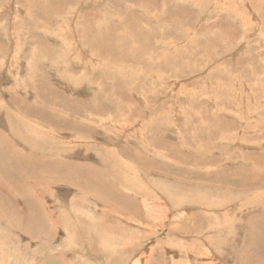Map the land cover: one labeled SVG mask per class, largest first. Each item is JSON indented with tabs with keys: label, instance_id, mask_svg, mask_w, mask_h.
<instances>
[{
	"label": "rangeland",
	"instance_id": "374dc122",
	"mask_svg": "<svg viewBox=\"0 0 264 264\" xmlns=\"http://www.w3.org/2000/svg\"><path fill=\"white\" fill-rule=\"evenodd\" d=\"M0 145V264H264V0H0Z\"/></svg>",
	"mask_w": 264,
	"mask_h": 264
},
{
	"label": "bare ground",
	"instance_id": "6f19581e",
	"mask_svg": "<svg viewBox=\"0 0 264 264\" xmlns=\"http://www.w3.org/2000/svg\"><path fill=\"white\" fill-rule=\"evenodd\" d=\"M86 36H87V35H86ZM102 43H103V42H102ZM105 46H106V45H105ZM27 108H28V107H27ZM38 110H39V109H38ZM30 111H31V110H30ZM36 111H37V110H36ZM26 112H27V111H26ZM28 113H29V112H28ZM33 113H34V112H33ZM40 115H42V114H40ZM32 116H34V115L32 114ZM35 116H36V115H35ZM41 117L43 118V116H41ZM39 130H40V129H39ZM40 132H42V131L40 130ZM43 132H44V131H43ZM44 133H45V132H44ZM12 137H13V136H12ZM12 137H11V138H12ZM6 142H7V141H6ZM14 143H15V142H14ZM10 145H11V144H10ZM0 146H1V145H0ZM10 147H11V146H10ZM65 147H66V145H65ZM2 149H4V148H2ZM4 150H5V149H4ZM13 151H14V150H13ZM0 152H1V151H0ZM3 152H4V151H3ZM3 152H2V153H3ZM11 152H12V151H11ZM14 152H15V151H14ZM4 153H6V152H4ZM4 153H3V154H4ZM16 153H17V151H16ZM6 154H7V153H6ZM9 154H10V153H9ZM11 154H12V153H11ZM11 154H10V155H11ZM53 154H55V153L53 152ZM60 154H61V153H60ZM4 155H5V154H4ZM15 155H16V154H15ZM15 155H14V156H15ZM56 155H57V154H56ZM56 155H55V156H56ZM7 156H9V155H7ZM9 157H10V156H9ZM16 159H17V158H16ZM59 159H60V158H59ZM11 160H12V159H11ZM18 160H19V162L21 161L20 159H18ZM18 160H17V161H18ZM25 160H26V157H25ZM55 160H57V158H56ZM55 160H54V161H55ZM65 160H66V159H65ZM68 160H69V159H68ZM22 161H23V160H22ZM22 161H21V162H22ZM34 161H35V160H34ZM44 161H45V160H44ZM54 161H53V162H54ZM21 162H20V163H21ZM30 162H31V160H30ZM40 162H42V161H40ZM40 162H38V163H40ZM59 162H60V161H59ZM31 163H33V159H32V162H31ZM34 163H35V162H34ZM42 163H43V162H42ZM42 163H40V164H42ZM44 163H45V162H44ZM44 163H43V165H44ZM62 163H63V162H62ZM23 164H24V163H23ZM56 164H57V163H56ZM25 165H26V164H25ZM33 165H34V164H33ZM62 165H63V164H62ZM62 165H60V166H62ZM22 166H23V165H22ZM22 166H21V167H22ZM40 166H41V165H40ZM45 166H46V165H45ZM47 166H49V164H48ZM24 167H25V166H24ZM28 167H32V166H28ZM33 167H34V166H33ZM35 167H36V166H35ZM37 167H39V166L37 165ZM37 167H36V168H37ZM52 167H53V166H52ZM57 167H58V166H57ZM57 167H56V168H57ZM40 168H41V167H40ZM40 168H39V169H40ZM26 169H28V168H26ZM41 169H42V168H41ZM66 169H67V167H66ZM68 169H69V168H68ZM78 169H79V168H78ZM33 170H34V169H33ZM59 170H62V167L59 168ZM63 170H64V169H63ZM73 170H74V169H73ZM35 171H37V170L35 169ZM40 171H42V170H40ZM47 171L49 172V170H47ZM71 171H72V170H71ZM74 171H75V170H74ZM79 171H80V170H79ZM37 172H38V171H37ZM84 172H85V171H83V173H84ZM67 173H68V172H67ZM83 173H82V174H83ZM38 174L40 175V173H38ZM60 174H61V171L59 172V175H60ZM64 174H65V173H64ZM68 174H69V173H68ZM47 175H48V174H47ZM51 175H52V174H51ZM56 175H57V174H56ZM62 175H63V174H62ZM71 175H74V174H71ZM71 175H70V176H71ZM88 175H90V174H88ZM45 176H46V175H45ZM48 176H49V175H48ZM43 177H44V176H43ZM43 177H42V178H43ZM52 177H53V176H52ZM72 177H73V176H72ZM74 177H76V174H75ZM74 177H73V178H74ZM90 177H91V176H90ZM44 178H46V177H44ZM48 178H49V177H48ZM79 178H80V177H79ZM46 179H47V178H46ZM55 179H56V177H55ZM90 179H91V178H90ZM37 180H38V179H37ZM46 181H47V180H46ZM77 181H78V180H77ZM90 181H91V180H90ZM90 181H89V182H90ZM10 182H11V181H10ZM51 182H52V181H51ZM89 182H88V183H89ZM48 183H49V182H48ZM7 187H8V186H7ZM49 187H50V186H49ZM34 191H35V190H34ZM35 192H36V191H35ZM23 197H25V196H23ZM23 199H24V198H23ZM34 205H35V204H34ZM28 211H29V210H28ZM30 214H31V213H30ZM33 215H34V214H33ZM36 215L38 216V214H36ZM36 215H34V216H36ZM41 215H42V214H41ZM30 216H31V215H30ZM34 216H33V217H34ZM43 216H44V215H43ZM43 216H41V217H43ZM34 218H36V217H34ZM36 219H37V218H36ZM40 219H41V218H40ZM44 219H45V218H44ZM28 220H30V219H28ZM34 222H35V221H34ZM36 222H37V221H36ZM38 222H39V221H38ZM27 224H29V223H27ZM29 225H30V224H29ZM258 225H259V224H258ZM263 225H264V224H263ZM28 229H29V228H28ZM31 229H32V228H31ZM258 229H260V228H258ZM254 230H255V229H254ZM258 231H259V230H258ZM255 233H256V232H255ZM255 233H253V234H255ZM258 233H259V232H258ZM255 235H256V234H255ZM252 237H253V236H252ZM254 237H255V236H254ZM256 238H257V237H256ZM254 239H255V238H254ZM252 240H253V239H252Z\"/></svg>",
	"mask_w": 264,
	"mask_h": 264
}]
</instances>
